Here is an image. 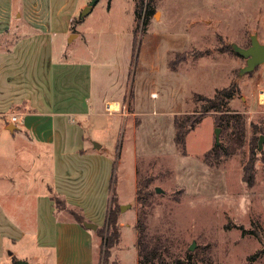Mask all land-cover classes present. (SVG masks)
I'll use <instances>...</instances> for the list:
<instances>
[{
  "label": "rangeland",
  "instance_id": "374dc122",
  "mask_svg": "<svg viewBox=\"0 0 264 264\" xmlns=\"http://www.w3.org/2000/svg\"><path fill=\"white\" fill-rule=\"evenodd\" d=\"M35 1L38 5L22 8L10 26H0V88L7 93L8 74L14 81L22 78L28 83V91L20 88L23 96L46 78L58 101L55 108L98 113L81 127L70 125L79 133L71 129L62 145L68 164L55 169L67 168L70 176L82 171L86 184L95 180L98 189L73 204L50 189L58 202L48 212L40 179L53 177V167L48 171L36 159L23 181L19 156L29 161L33 156L23 154L19 141L2 130L10 115H19L15 106L9 108L0 120V253L10 244L3 254L14 251L33 263L31 257L40 252L32 243L34 224L52 233L56 223H75L70 210L97 225L101 243L111 209L119 241L104 263L97 241L93 264H138L141 221L144 241L161 245L163 262L264 264V62L244 73L245 58L232 48H247L251 35L264 44V0H143L141 11L140 0H97L83 16L90 0ZM20 2L13 0L14 8ZM35 13L54 17V34L41 55L42 43L31 38L37 23H28ZM70 17L67 33L61 32ZM20 20L24 24L17 31L12 27ZM8 53L13 56L2 60ZM50 63L54 67L47 70ZM231 83L238 88L232 98L219 110L201 111L199 97L212 98ZM75 95L77 103L68 102ZM109 99L117 101L116 109L104 102ZM188 116L199 122L187 132L182 150L173 141L174 119ZM80 133L83 146L93 151L90 144L101 143L98 161L70 153ZM105 155L112 170L102 191L98 178L109 166ZM249 159L254 163L251 187L242 180ZM11 225L14 233H25L22 239L2 238L1 231ZM72 258V264H87L80 254Z\"/></svg>",
  "mask_w": 264,
  "mask_h": 264
},
{
  "label": "crops",
  "instance_id": "0c3cea01",
  "mask_svg": "<svg viewBox=\"0 0 264 264\" xmlns=\"http://www.w3.org/2000/svg\"><path fill=\"white\" fill-rule=\"evenodd\" d=\"M20 1V4L14 8L13 0H0V26L1 24H3L4 26H10V24L13 23L12 18L17 16V14H20L22 12V8L25 9L27 7H36L38 5L35 0ZM30 15L32 16V19H28V23H37V29H35L36 31L33 33V35H31V38H39L38 40L42 43V49H40L39 46L37 49V53H40L41 55V53H44L46 51L45 48L48 47L50 36L54 34V17L36 13ZM70 19L71 17L65 20L64 28L61 32L67 33L66 29L68 27ZM14 24L15 25L12 28L20 31L19 29L22 27V24H24V22L20 20L19 22H16ZM45 45L46 47H44ZM17 48L19 47L17 46ZM16 50L17 49L15 48L13 51L16 52ZM8 54L9 55L2 56L1 59H9L13 56L12 53ZM50 67L53 68L54 66H51L50 63L47 70H50ZM1 68H3V65H1ZM13 77L14 76L10 74L6 76V94H4V92L2 93V90L0 88V120L7 114L9 108L15 106V110L17 111V113H19L21 119L19 123L21 124V126L18 127V125L12 123L9 118L8 120L4 121L2 130L6 133H9V135H12L14 138H16L17 141H19L20 150L24 151L23 154L27 152L32 153L31 155L33 156V158L31 161L19 156V161H21L22 163V167L20 168L22 175L21 177H24L23 175L25 171L26 173L29 172L27 170L29 169V163L31 165L32 163L36 164L35 160H38L39 158L41 159L39 165L44 166V169L47 168V170L50 171L51 166L53 167V177L44 174V176L42 175L40 179L43 182L42 183L40 181L43 186L41 188V191H43L42 197H46V202L49 204L47 209L48 212L53 209V201L51 200L50 189L64 198L67 203L71 204H73L71 200H77L78 203V200H80V198H84V196L86 197L88 193H97L98 188L96 187L95 180H92L91 184H86L87 182L84 180L82 171H80L78 176L77 173L70 176V172L67 170V168L60 170L58 173H56L57 171L55 169L57 165H62L65 162L68 164L66 156L67 151H62V145L63 143L68 142L67 138L72 135L71 129H74V131L76 130L77 133H79L78 128L71 127L70 125L76 124L77 126L81 127L82 121L86 124L91 118V115L97 116L98 113L95 112V114H92L91 112L93 111H91L89 114L88 111L75 112L73 110L67 112L58 110L59 107L55 108V103H57L58 101L53 98L55 96L52 97L50 89L48 88V82L46 78L43 79L42 83H35V85L30 89L32 90L31 93L22 96V94H20L22 92L20 88L25 87L28 91V83L24 80L22 81V78L14 81L12 80ZM77 99H79V97L75 95L71 97V99H68V102L77 103ZM84 101L85 103H87L86 106L88 108V102L90 101V99L88 97H85ZM61 102L64 103L67 102V100L62 99ZM104 102L117 103V101H115L114 99L105 100ZM90 107V109L93 108L92 105H90ZM72 115L75 116L74 119H71ZM10 123L14 124L16 128H14L13 130H9L7 126ZM68 125L70 128H67ZM81 139L84 140L82 133H80V138L77 142V145L70 152L72 153V156L75 158L79 157L80 159H85V162L88 158H92L98 161V159L102 157L101 155H103V152H97L102 148L101 143H98V146L90 144L92 145V147H94V152L91 146H83V142L81 141ZM95 144H97V142ZM104 158H106L107 160L104 163L107 164L105 167H107L108 165L109 166L107 170H105V177L98 178V181L101 184L100 189L102 191L107 189V185H109V175L111 172L110 170H112V161L109 157L107 158L106 155L104 156ZM23 181H25L24 178ZM33 228V247L35 250H38V252L40 251L38 255H34L33 257H31L34 264H48L50 262H54V264H72L73 261H75V259L72 257H75V255L79 254L83 258L82 261L87 262V264H93L96 252L97 250H99L98 247L95 248V243L99 241L97 235L94 232L95 229H87L76 221L75 223L67 221H62L58 224L56 223L53 226L52 233L49 234L44 233L42 229L41 231L37 224H34ZM14 229L15 228L11 225V227L6 228L5 231L2 230V238L6 240L12 237V240H10L13 242L15 240L22 239L25 233L21 232L20 234H16L14 233ZM9 245L10 244L4 245L5 252L8 250L7 246ZM86 246L88 248H86ZM1 247L4 248L2 244ZM78 247L81 248L82 253H80ZM4 251L1 250L0 253V258L2 259L1 264L18 263V260H24L16 257L14 255V251H9L10 253L7 252L6 254H3ZM11 252L13 254H11ZM29 263L33 264L30 261Z\"/></svg>",
  "mask_w": 264,
  "mask_h": 264
},
{
  "label": "trees",
  "instance_id": "16d2710c",
  "mask_svg": "<svg viewBox=\"0 0 264 264\" xmlns=\"http://www.w3.org/2000/svg\"><path fill=\"white\" fill-rule=\"evenodd\" d=\"M143 0H140V11L143 7L142 5ZM140 16V13L138 14ZM238 91V88L235 83H231L228 87H224L222 89H218L212 98H203L199 97L200 100L203 101L201 105V111H206L207 108H215L216 110H219V108L222 106V104L226 101V99H230L234 96V94ZM199 122V117L194 116H188L187 118H175L174 119V127H175V133L173 137L174 143L182 150L185 148V136L187 132L194 127L196 123ZM254 163L252 159H249V161L243 165L242 167V180L246 183L248 187H251L254 184V172H253ZM51 200L53 203L58 200L53 198V195L51 194ZM70 213L73 215L74 220L78 222L80 225L83 226V220L80 215L75 213L73 210H70ZM117 218L116 213L112 212L110 209L107 212V216L105 219L104 227L101 229V244H100V252L99 257H101V260H103V263L108 259V256L110 255V249L115 246L119 241V232L117 227ZM139 235H138V255L139 260L138 264H185L180 259H174L171 262H163L160 259V244H149V242L144 241V224L143 222H139ZM160 245V246H159ZM146 251L148 253H146ZM256 257L255 255H252L250 258L253 259Z\"/></svg>",
  "mask_w": 264,
  "mask_h": 264
},
{
  "label": "water",
  "instance_id": "95a60500",
  "mask_svg": "<svg viewBox=\"0 0 264 264\" xmlns=\"http://www.w3.org/2000/svg\"><path fill=\"white\" fill-rule=\"evenodd\" d=\"M97 0H90L86 6L81 10L80 16L87 14L91 7L95 4ZM72 35V34H71ZM233 50L238 53L240 56L245 58V66L242 68V72L247 73L251 72L256 66L264 62V44H261L255 35L250 37V45L247 48L239 47L237 45L232 46ZM7 128L13 130L16 126L12 123L8 124ZM262 138L259 140V146L261 145ZM215 142L219 143L218 140V129L215 130ZM98 146V144H94ZM157 191H160L157 188ZM83 226L87 229H96L97 225L93 222L84 221ZM194 243L189 246V250H192ZM10 253V252H9ZM18 264H29L24 260H19Z\"/></svg>",
  "mask_w": 264,
  "mask_h": 264
},
{
  "label": "built area",
  "instance_id": "2783aa9c",
  "mask_svg": "<svg viewBox=\"0 0 264 264\" xmlns=\"http://www.w3.org/2000/svg\"><path fill=\"white\" fill-rule=\"evenodd\" d=\"M263 93H264V92H263ZM108 107H109V106H108ZM10 120H11V122L14 123L15 125H18V124L20 123V121H21L20 116L17 115V114H12V115H10Z\"/></svg>",
  "mask_w": 264,
  "mask_h": 264
},
{
  "label": "bare ground",
  "instance_id": "6f19581e",
  "mask_svg": "<svg viewBox=\"0 0 264 264\" xmlns=\"http://www.w3.org/2000/svg\"><path fill=\"white\" fill-rule=\"evenodd\" d=\"M260 101L261 102H264V93L263 92H261V94H260ZM108 105H109V108L111 109H116L117 107V104L115 103V102H111V103H108Z\"/></svg>",
  "mask_w": 264,
  "mask_h": 264
}]
</instances>
